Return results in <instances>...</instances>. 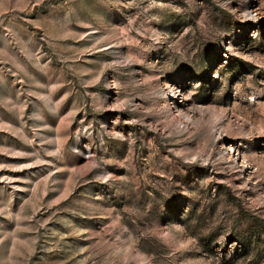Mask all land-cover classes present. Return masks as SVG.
Here are the masks:
<instances>
[{"label":"rangeland","instance_id":"1","mask_svg":"<svg viewBox=\"0 0 264 264\" xmlns=\"http://www.w3.org/2000/svg\"><path fill=\"white\" fill-rule=\"evenodd\" d=\"M0 264H264V0H0Z\"/></svg>","mask_w":264,"mask_h":264}]
</instances>
